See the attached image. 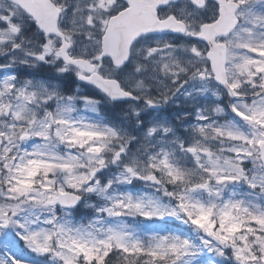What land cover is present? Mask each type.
Instances as JSON below:
<instances>
[{"label":"snow or ice","instance_id":"snow-or-ice-1","mask_svg":"<svg viewBox=\"0 0 264 264\" xmlns=\"http://www.w3.org/2000/svg\"><path fill=\"white\" fill-rule=\"evenodd\" d=\"M16 3L21 15L9 9L0 12V51L8 57L0 68H11L18 61L30 66L48 63L58 74H75L112 100L132 97L143 99L148 106L166 103L180 91V87L164 85L165 91L158 96L134 92L104 73L102 62L112 60L114 53L95 57L77 51L79 41L61 17L80 13L78 23L93 29L102 21L107 23V0H87L83 7L60 0ZM172 3L151 0L150 21L137 31L170 30L204 41L207 47L187 50L196 64H185L172 44L150 48V57L169 53L161 57L157 71L173 82H219L232 98V111L247 123V129L231 122L198 125L192 145H181L195 161L194 167L185 168L170 152L151 150L149 137L157 127L148 130L137 154L129 155V145L136 137L76 117V96H66L43 82H20L9 76L0 83V236L9 229H22L17 235L25 245L36 253L50 254L57 264H200L205 251L234 264H264V14L252 11L256 0H186L178 11H165ZM197 13L203 19L192 26L191 17ZM27 19L38 30L37 42L30 48L23 43ZM101 51L111 52L107 47ZM126 62L119 57L112 60L117 70ZM135 70L140 71L139 67ZM84 99L86 107L97 113L98 101ZM50 102L56 104L54 110H49ZM223 111L219 106L214 109L216 114ZM211 118V110L199 116L201 121ZM163 131L172 129L164 127ZM34 139L41 143L29 150L25 145ZM113 164L122 168L119 177L102 184L98 174ZM136 179L150 182L174 205L122 194L109 197L110 206L100 208V218L88 224L75 226L67 218L89 194L103 195L116 182ZM237 182L247 184L260 202L236 199L234 193L233 198H226L228 186ZM200 192L208 193L206 202L195 197ZM26 206L51 214L44 220L46 227L31 231L20 222ZM57 207L65 210L64 216L56 215ZM105 214L146 220L175 217L193 225L203 236L196 244L173 234L138 235L126 231V226L106 224ZM0 264L24 262L0 257Z\"/></svg>","mask_w":264,"mask_h":264},{"label":"rangeland","instance_id":"rangeland-1","mask_svg":"<svg viewBox=\"0 0 264 264\" xmlns=\"http://www.w3.org/2000/svg\"><path fill=\"white\" fill-rule=\"evenodd\" d=\"M71 29V31H76V29L75 28H73V27H71L70 28ZM78 41H79V47L80 48H84V46H83V44H82V41H81V37L79 38V39H77ZM76 42V41H75ZM79 48V49H80ZM183 56H185V54H183ZM26 66H29L28 64H26ZM125 79H127V77H128V75L127 76H123ZM209 81H206V84L208 83ZM73 88H75V87H73ZM148 190H150L149 188H147V187H145V191L142 189V190H139V192H138V195H137V197L138 198H145V199H147V198H152V199H158L159 200V203L160 204H162V205H165V203L163 202V200H162V198H161V196L160 195H153V196H151L150 195V193L148 192ZM153 191H156V190H153ZM145 193V194H144ZM154 194H156V193H154ZM112 195V193H109V192H106L105 194H103V199H107L108 197H110ZM168 206H170V205H168ZM45 220V219H44ZM88 223H90V222H88ZM88 223H84V224H88ZM108 224H110V223H108ZM158 226V225H157ZM172 233V232H171ZM159 234H162V235H166V234H168V233H165V232H163V231H160L159 232ZM205 254H208V255H203V257L201 256L200 257V264H216L217 263V260H216V258H218V257H216V256H212L211 255V253H208V252H206L205 251Z\"/></svg>","mask_w":264,"mask_h":264},{"label":"clouds","instance_id":"clouds-1","mask_svg":"<svg viewBox=\"0 0 264 264\" xmlns=\"http://www.w3.org/2000/svg\"><path fill=\"white\" fill-rule=\"evenodd\" d=\"M118 10H120V5L117 3V0H111V7L109 8V15H114ZM31 24L28 25V27H30ZM32 34L36 37H38V30L37 29H34L32 31ZM37 41H35V44H36ZM35 46V45H34ZM5 53L3 51H0V56H4ZM19 64H23V63H20L18 61Z\"/></svg>","mask_w":264,"mask_h":264},{"label":"bare ground","instance_id":"bare-ground-1","mask_svg":"<svg viewBox=\"0 0 264 264\" xmlns=\"http://www.w3.org/2000/svg\"><path fill=\"white\" fill-rule=\"evenodd\" d=\"M134 132L132 131V134H133Z\"/></svg>","mask_w":264,"mask_h":264}]
</instances>
